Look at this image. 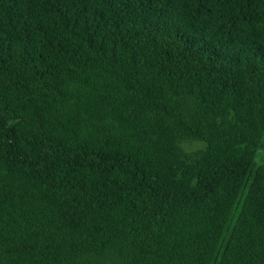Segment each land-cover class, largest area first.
Instances as JSON below:
<instances>
[{
  "label": "trees",
  "instance_id": "16d2710c",
  "mask_svg": "<svg viewBox=\"0 0 264 264\" xmlns=\"http://www.w3.org/2000/svg\"><path fill=\"white\" fill-rule=\"evenodd\" d=\"M0 264H264V0H0Z\"/></svg>",
  "mask_w": 264,
  "mask_h": 264
}]
</instances>
